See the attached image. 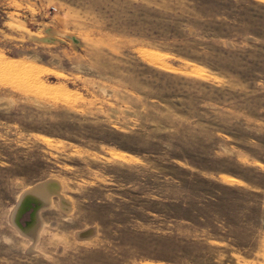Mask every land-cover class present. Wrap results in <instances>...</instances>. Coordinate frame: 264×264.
Masks as SVG:
<instances>
[{"label":"rangeland","instance_id":"374dc122","mask_svg":"<svg viewBox=\"0 0 264 264\" xmlns=\"http://www.w3.org/2000/svg\"><path fill=\"white\" fill-rule=\"evenodd\" d=\"M0 264H264V0H0Z\"/></svg>","mask_w":264,"mask_h":264},{"label":"bare ground","instance_id":"6f19581e","mask_svg":"<svg viewBox=\"0 0 264 264\" xmlns=\"http://www.w3.org/2000/svg\"><path fill=\"white\" fill-rule=\"evenodd\" d=\"M45 188V187H44ZM43 188V189H44ZM40 189V188H39ZM38 189V190H39ZM42 190V189H41ZM47 190H48V188H47ZM44 191H46V190H44ZM50 191V190H49ZM40 193V192H39ZM47 193H49L48 191H47ZM46 193V194H47ZM52 193V192H51ZM45 194V193H44ZM50 195V194H49ZM35 199H36V201H34V202H32V201H26V200H24V201H22L23 203H21V205H22V207L20 206V208H19V210H18V212L16 213V216H17V220L15 219V221L16 222H19V224H21L22 226L23 225H29V226H31L32 225V222H36V220H35V218H33L32 219V215L31 216H28L29 214V212L34 208L35 209V207H37V205L38 204H43V203H45V202H47V201H45V196L43 195V194H39V195H37L36 194V196L34 197ZM26 213V215H27V217L25 218V219H27V222L24 224V223H22L21 221H23V220H20L19 219V217L22 215V217L21 218H23V213ZM16 216H15V218H16ZM24 219V218H23ZM33 223V224H34Z\"/></svg>","mask_w":264,"mask_h":264},{"label":"water","instance_id":"95a60500","mask_svg":"<svg viewBox=\"0 0 264 264\" xmlns=\"http://www.w3.org/2000/svg\"><path fill=\"white\" fill-rule=\"evenodd\" d=\"M34 211H35V209L33 208V209L31 210V212H30L29 216H31V215H32V213H33ZM17 216H18V215H17ZM17 216H16V218H15L16 220L18 219V218H17Z\"/></svg>","mask_w":264,"mask_h":264}]
</instances>
